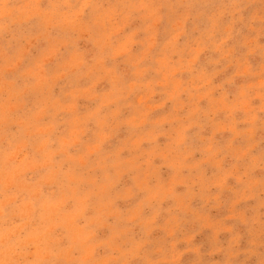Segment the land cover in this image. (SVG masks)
Listing matches in <instances>:
<instances>
[{
  "label": "rangeland",
  "instance_id": "obj_1",
  "mask_svg": "<svg viewBox=\"0 0 264 264\" xmlns=\"http://www.w3.org/2000/svg\"><path fill=\"white\" fill-rule=\"evenodd\" d=\"M0 264H264V0H0Z\"/></svg>",
  "mask_w": 264,
  "mask_h": 264
}]
</instances>
